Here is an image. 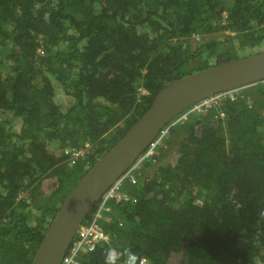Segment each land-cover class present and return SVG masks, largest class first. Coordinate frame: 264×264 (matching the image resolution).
Returning a JSON list of instances; mask_svg holds the SVG:
<instances>
[{
    "label": "trees",
    "instance_id": "obj_1",
    "mask_svg": "<svg viewBox=\"0 0 264 264\" xmlns=\"http://www.w3.org/2000/svg\"><path fill=\"white\" fill-rule=\"evenodd\" d=\"M261 49L264 0H0V264L32 263L68 190L167 83ZM202 108L170 129L165 164L123 179L134 191L83 264H264V80ZM85 141L89 166L64 153Z\"/></svg>",
    "mask_w": 264,
    "mask_h": 264
},
{
    "label": "water",
    "instance_id": "obj_2",
    "mask_svg": "<svg viewBox=\"0 0 264 264\" xmlns=\"http://www.w3.org/2000/svg\"><path fill=\"white\" fill-rule=\"evenodd\" d=\"M264 80V49L172 79L145 112L80 176L61 201L31 264H61L82 222L104 192L158 132L189 106Z\"/></svg>",
    "mask_w": 264,
    "mask_h": 264
},
{
    "label": "built area",
    "instance_id": "obj_3",
    "mask_svg": "<svg viewBox=\"0 0 264 264\" xmlns=\"http://www.w3.org/2000/svg\"><path fill=\"white\" fill-rule=\"evenodd\" d=\"M225 93H219L215 95L214 97H211L209 99H206L204 101H201L200 103L194 105L190 111L194 112H201L204 111L202 107L209 108L211 102L216 99L218 96H222ZM216 102V101H215ZM220 116H223V112H220ZM185 117V115H184ZM171 125L167 126L163 131H161L159 135V139H156L155 141H152L149 144V147L146 149V151L140 155L134 166L128 170L104 195L103 201L95 207L90 214L88 215V219L82 224V226L78 229L76 236L74 237L72 243L70 244L69 248L67 249L66 255L63 257L61 264H83L82 255L85 253H89L95 249V243L96 241L103 238V232L102 229L97 223V221L101 218H103V212H108L109 207L106 206V201L108 199L114 198V197H123L126 199L125 194H121L120 187L123 179H129L131 182L135 181V178L132 174V171L135 167H137L143 160L149 158L154 154L155 147L157 146L158 140L163 137L166 132L168 131V128ZM89 151V144L85 143L83 147H67L64 149V153L68 155L71 159H84L86 156V153ZM105 220H109L108 217L104 218Z\"/></svg>",
    "mask_w": 264,
    "mask_h": 264
},
{
    "label": "clouds",
    "instance_id": "obj_4",
    "mask_svg": "<svg viewBox=\"0 0 264 264\" xmlns=\"http://www.w3.org/2000/svg\"><path fill=\"white\" fill-rule=\"evenodd\" d=\"M141 91H145L144 89H141ZM231 92V91H230ZM222 93H225V92H222ZM221 93V94H222ZM226 93H228V92H226ZM206 100V99H205ZM202 101H204V100H202ZM201 101H199V102H197V103H195V104H193V105H191L190 106V108L186 111V113H184V114H182L181 116H179V115H177L176 117H174L168 124H166L159 132H158V134L154 137V139L152 140V141H155L156 139H159L160 137H159V135H160V133H161V131H163L167 126H169V125H171L169 128H168V131L166 132V134L163 136V137H165V136H168L169 135V131H170V129L173 127V126H175V124L177 123V121L178 120H181V121H183L184 119H186V117H187V115H188V113H189V111H190V109L194 106V105H196V104H198V103H200ZM187 109V108H186ZM199 113V112H198ZM198 113H193L194 114V116H196V117H198ZM202 113H204V112H202ZM184 115H185V117H184ZM179 116V117H178ZM163 137H161V139L160 140H158V143H157V146L155 147V151H154V154L152 155V156H150L151 158H155V156H157L160 152L158 151V152H156V150H157V148H158V146H159V144H160V141L163 139ZM151 141V142H152ZM150 142V143H151ZM85 143H88L89 144V151L86 153V156H85V158L84 159H81V158H79V159H81L83 162H85L86 164H85V166H89V164H87L88 163V159H87V157H88V155L89 154H91V152H92V145H91V143L89 142V141H85L81 146H79V147H83L84 146V144ZM149 143V144H150ZM149 144L146 146V148L143 150V152L141 153V154H143L145 151H146V149L149 147ZM68 147H71V146H68ZM72 147H74V146H72ZM67 148V147H66ZM65 149V148H64ZM140 154V155H141ZM140 155L138 156V158L140 157ZM68 156V155H67ZM149 157V158H150ZM68 158L69 159H71L69 156H68ZM138 158L136 159V161L138 160ZM148 159V158H147ZM72 161L73 160H77V159H71ZM136 161H135V163H136ZM143 162V161H142ZM141 162V163H142ZM134 163V164H135ZM141 163L137 166V167H135V168H139V167H141ZM134 164L128 169V170H130L133 166H134ZM90 167V166H89ZM88 167V168H89ZM87 168V169H88ZM134 168V169H135ZM127 170V171H128ZM126 171V172H127ZM134 171V170H133ZM133 171H132V173H133ZM125 172V173H126ZM124 173V174H125ZM123 174V175H124ZM123 175H121L105 192H104V194L101 196V198L98 200V202L96 203V205L92 208V210L95 208V207H97L102 201H103V198H104V195L107 193V191L123 176ZM79 179V178H78ZM122 187V186H121ZM120 187V193L121 194H125L126 195V199H124L122 196L121 197H114V198H111V199H108L107 201H106V206H108L110 209H109V211L108 212H111V209H112V207H111V203L112 202H119V201H126L127 199H128V196L130 195V194H127V193H125V192H123L122 191V188ZM91 210V211H92ZM90 211V212H91ZM90 212L88 213V215L90 214ZM108 212H103V214L104 213H108ZM87 215V216H88ZM86 216V217H87ZM109 218V220H110V217H108ZM85 220V219H84ZM109 220H106V221H109ZM84 222V221H83ZM83 222H82V224H83ZM77 233V232H76ZM75 236H76V234H75ZM74 236V237H75ZM74 239V238H73ZM73 241V240H72ZM72 241H71V243H72ZM70 243V244H71ZM70 246V245H69ZM69 248V247H68ZM84 261V260H83Z\"/></svg>",
    "mask_w": 264,
    "mask_h": 264
},
{
    "label": "rangeland",
    "instance_id": "obj_5",
    "mask_svg": "<svg viewBox=\"0 0 264 264\" xmlns=\"http://www.w3.org/2000/svg\"><path fill=\"white\" fill-rule=\"evenodd\" d=\"M245 88V87H244ZM142 92H144V91H142ZM195 119V116H191V115H189L188 116V121H192V120H194ZM16 122H14V124H15ZM183 126L184 125H181L179 122L176 124V126L174 127V129H181V127L183 128ZM15 127H18V124L16 123L15 124ZM114 134L115 132H113V129L111 130V131H107L103 136H105L106 134ZM172 135H176L177 136V134H173V133H171V134H169L168 136H165V137H167V138H165V139H162V141L160 142V144H159V146H158V148H157V150H156V152H160L155 158H151L150 159V161H151V163L150 164H148V165H145L146 163L143 161L142 163H141V167H140V169H138V170H136V172L137 173H139V172H141V171H144L145 173H147V174H150V173H153L154 171H156L157 170V167L159 166V165H163V164H165L166 162H164V160L166 161L167 160V158L169 157V155H170V153H171V145L169 146V144L168 145H166V143L169 141V137H173ZM55 147V146H54ZM163 147V148H162ZM121 188H122V191H124V192H126V193H128V194H132V192L134 191V188L132 187V185L130 184V183H128V182H126V181H123L122 183H121ZM49 190H51V188H50V185L49 186H47V189H46V191L47 192H49ZM113 214H114V212H113Z\"/></svg>",
    "mask_w": 264,
    "mask_h": 264
},
{
    "label": "bare ground",
    "instance_id": "obj_6",
    "mask_svg": "<svg viewBox=\"0 0 264 264\" xmlns=\"http://www.w3.org/2000/svg\"><path fill=\"white\" fill-rule=\"evenodd\" d=\"M190 107V106H189ZM180 113H183V111L182 112H180Z\"/></svg>",
    "mask_w": 264,
    "mask_h": 264
}]
</instances>
